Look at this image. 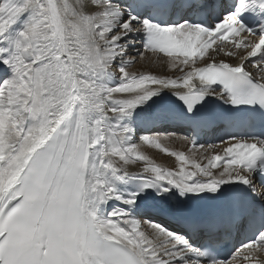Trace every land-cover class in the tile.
<instances>
[{
	"label": "snow or ice",
	"instance_id": "obj_1",
	"mask_svg": "<svg viewBox=\"0 0 264 264\" xmlns=\"http://www.w3.org/2000/svg\"><path fill=\"white\" fill-rule=\"evenodd\" d=\"M0 264H264V0H0Z\"/></svg>",
	"mask_w": 264,
	"mask_h": 264
},
{
	"label": "bare ground",
	"instance_id": "obj_2",
	"mask_svg": "<svg viewBox=\"0 0 264 264\" xmlns=\"http://www.w3.org/2000/svg\"><path fill=\"white\" fill-rule=\"evenodd\" d=\"M220 58L221 57H217V59H220ZM223 58L227 59V57H223ZM231 62H234V61H231ZM129 71L152 73V74L159 75V76H168L170 78H175L177 76L182 75V73L178 69H171L163 61H161L159 63H152L151 61H141L140 63H137L134 68L132 67V69H129ZM164 143L171 150L184 151L185 154H187V155L189 154L190 145L187 142L177 140L173 137L172 139H170L168 141H164ZM141 150L145 151L147 154L152 156V158L158 164H161L165 167H176L178 164V162L175 161L174 157L169 159L168 156H166V157H163V155L160 156L159 154L161 152H159L158 150L148 148L147 146L142 147ZM193 151L195 152V150H193ZM205 152L207 153L206 155H211L212 149H210V151H206L205 149H200L198 152H196L195 158L198 160H202L203 158L201 156V153L205 154ZM157 156H159L158 157L159 159L157 158ZM129 170L130 171H136L137 167L136 166H130Z\"/></svg>",
	"mask_w": 264,
	"mask_h": 264
},
{
	"label": "rangeland",
	"instance_id": "obj_3",
	"mask_svg": "<svg viewBox=\"0 0 264 264\" xmlns=\"http://www.w3.org/2000/svg\"><path fill=\"white\" fill-rule=\"evenodd\" d=\"M137 64V63H136ZM135 64V65H136ZM135 65L134 66H132L133 68L135 67ZM132 67L130 68V69H132ZM196 151V150H195ZM198 154V153H197ZM160 156H162L163 155V157H166L167 155H165V154H163V153H160L159 154ZM188 155H190V152H189V154ZM159 156H157V158H158ZM169 157V156H168ZM171 158H173V157H169V159H171ZM159 159V158H158Z\"/></svg>",
	"mask_w": 264,
	"mask_h": 264
}]
</instances>
